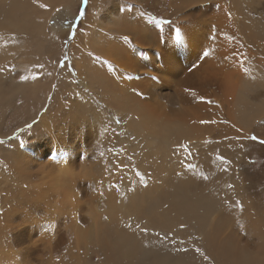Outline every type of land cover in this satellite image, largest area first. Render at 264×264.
Segmentation results:
<instances>
[{"label": "bare ground", "instance_id": "bare-ground-1", "mask_svg": "<svg viewBox=\"0 0 264 264\" xmlns=\"http://www.w3.org/2000/svg\"><path fill=\"white\" fill-rule=\"evenodd\" d=\"M147 1L169 25L127 16L122 24L99 26L92 5L83 24L94 21L71 40L78 44L71 75L67 63L57 69L56 46V37L77 23L68 13L69 0H0V130L4 123L12 130L33 119L57 75L63 93L52 100L62 97L68 105H52L66 122L54 135L79 127L88 134V144L94 136L88 118L93 117L100 139L99 153L91 151L94 163L81 168L79 162L76 171V162L69 159L68 165L63 157L50 168L40 165L33 144L22 141V131L0 147V157L12 161L8 174L13 177L8 182L4 178L7 185L0 189L18 198L20 193L19 206L28 196L33 199L38 179L47 173L49 188H57L59 198L63 195L58 199L62 206L55 208L59 215L63 211L60 225L72 226L74 243L84 255L93 252L98 257L82 264H264V198L238 186L233 168L238 154L231 140L225 146L219 138L222 147L203 142L218 114L230 126L239 125L241 133L248 131L253 117L264 115V100L258 104L250 98L264 86L259 76L264 66V0ZM58 14L66 19L60 22ZM119 34L129 38L127 44L118 40ZM53 59L50 83L39 73ZM25 68L29 74L19 78ZM46 82L48 90L39 96ZM20 103L23 112L18 113ZM50 111L29 130L35 143L50 138ZM216 152L230 161L218 159ZM1 170L0 175H6ZM39 173L41 178L33 179ZM88 189L96 191L87 200L98 210H91L90 221L81 217L85 225H75L81 204L77 195ZM4 197L7 201L10 195ZM9 208L1 212L7 223L0 226V242L15 251L0 248V264H21V247L12 245L21 243L13 227L26 218ZM184 237L190 239L187 245L181 242ZM196 244L203 260L191 250Z\"/></svg>", "mask_w": 264, "mask_h": 264}, {"label": "rangeland", "instance_id": "rangeland-1", "mask_svg": "<svg viewBox=\"0 0 264 264\" xmlns=\"http://www.w3.org/2000/svg\"><path fill=\"white\" fill-rule=\"evenodd\" d=\"M69 2L70 3H69V7H68V9H69L68 13H71L75 20L77 19V21H76L77 23L71 24V27H68V28L66 27L67 30H65L64 33H61L58 35V37H56V46L58 48V53H59V58H58L59 60L57 59L58 60L57 61V69L60 70L67 63V65H69L67 69L69 70L70 73H71V71H73L71 69V67H72L71 65H73V67H74V64H71V57H73V60H74V58H77V54H78V48H77L78 44H76L77 40H75L73 43H71V40L73 41V38L75 37L76 32H79L80 35H83V33L85 32L84 26L87 24V22H89L91 24L94 20H96L98 22L99 26L100 25L105 26L106 24H111V23H116L117 25H119V24H122L123 21H125V18L127 16H128V20H131L130 17L142 16V17L146 18L147 20L151 19L153 22H155L159 26L169 25L168 22H166L164 20L163 16L155 8H153V7L148 8V1L146 2V0H145V4H143L144 0L141 3L134 1V0H94V2H92V0H76V1L69 0ZM149 4H150V2H149ZM92 5H94L93 8H95L94 9L95 12H94V16H93V19L94 18L95 19L92 20L91 22L87 20L86 23L83 24V19L85 17L84 15H86L89 12V10L92 9ZM144 5L146 6V9H145ZM72 15H70V16H72ZM57 17L60 20V22L62 19H66V17L61 16L60 14H58ZM69 18L70 17H67L68 20H70ZM68 20H64V21H68ZM64 21H63V24L68 23V22H64ZM99 26L97 28L98 32H99V30L101 31ZM124 37L125 36L119 34L118 40L127 44L128 40L125 41ZM70 43H71V45H70ZM58 53H57V55H58ZM57 55L54 56V59L56 58ZM54 59L50 60V61H46L45 67H48V69H46V70L43 69L39 73L40 76L45 74L46 80L48 81L50 79V83H52V76H51L52 75V69H53L55 61H56V60L54 61ZM249 63H251V62H249ZM12 67H11L12 69H16L15 64H13ZM28 68L23 69L24 73H21L19 75V78H25L26 74H29L30 71H28ZM260 69H262V70L259 71V76L260 77L262 76L261 79H264V66H262ZM13 71H16V70H13ZM35 74L37 75V73H35ZM71 75H73V74L71 73ZM56 77H57V75H56ZM56 77H55V81L51 85V91L48 93V95L46 97L45 104L41 105V108H39V111L37 112V114L34 113L33 119H31L26 124H23L21 126H17L16 128H13L12 129L13 131L11 129H9L10 127L7 126L8 125L7 123H4L2 125L3 128L0 130V132H1L0 133V147H1V145H3L2 143H7L8 140L16 138L18 136V134H20L23 131V133H25V136L22 138V139H24L22 141L25 144H30V143L33 144V147L31 149L33 150L34 155L37 154L36 158H37V160H39L38 162L40 165H42V166L46 165L48 168H50L52 165H55V164L57 165L58 162H60V157L61 158L63 157L64 159H67L66 161H69V159H71V161L76 162L75 166L76 165L80 166V163H82L81 168H82V165L84 167L89 166V165L94 163L93 161L90 162L92 160L91 151L93 152V150H94V153L98 152V151H96L97 142H98V140H100V139H98L99 135H96L97 133H99L98 129H97L98 125L96 123H94L95 120L93 119V117L88 118V121H93L91 123V126H89L91 128V130H89V132L90 131H91L90 133L94 132L93 133L94 136L92 135L91 141L88 144H87V137H86L88 134H86V132L84 130H81V128H79V127H77V130L68 127L63 132L64 134L61 133V134H57V136L54 135L55 128L58 126L66 125V122H65L64 118H62L61 116L58 115L59 110L56 113L54 112V107L52 105H55L57 103H59L61 105L63 104L62 107L68 105V104H65L66 100H68V99L65 100V98H62V97L57 99L56 101L52 100L53 97L56 99L57 94L63 93V92H61V90H58V88H57L58 85H57ZM260 87H259L260 89H256L258 91V93L255 91H254V93L253 92L250 93L251 100H253V101H254V99L257 100L258 104H260L264 100V97H263L264 96V86H260ZM262 87H263V89H262ZM47 90H48V87H47V82H46L45 85L43 86V88L40 90L39 96H42V97L45 96ZM260 96L263 98L258 100ZM64 100H65V102H64ZM40 103L41 102L39 100L36 101V103H34V105H33V108L36 107L37 105H39ZM48 104H50L49 107H48ZM18 108H17L18 113H21V111L23 112V110H21L22 109L21 103L18 105ZM46 109L51 110L49 112V120H50L49 129H51V130L49 131V134H48L50 136V138L44 137L35 143V141H37V140L32 135H29V133H31V132H29V130H31V126L33 127V125H35L38 122L40 116L46 112ZM112 112H114V111H112ZM114 116H119V115L116 114ZM9 121H12V120L10 119ZM12 124L13 123H11V125ZM93 124H94V126H93ZM212 124H215L214 130L203 142H205V143L207 142L206 144H209V143H212L214 141L218 147H222L223 144L221 143V140L219 138H222L224 140V145L227 141L231 140L232 147L235 150V152L238 154L236 166L233 167L234 168V174L238 178V186L241 187V189L244 188L247 191H250L249 189H251V191L255 192L256 194L258 193L257 195L260 197L259 199L264 198V115H259L257 117H253L252 121L250 122V124L248 126V131L246 130V131H244V133H241V127L239 125L231 124L232 126H230L227 118L223 117L221 114H218V117L214 120V122H212ZM88 125H89V122H88ZM223 127L229 128L231 130V132L235 131L236 134H230V135L226 134L225 129H223ZM9 130H11L10 133H8ZM6 133H8V134H6ZM5 134H6V136H5ZM60 135L63 136V138ZM75 135L77 138L75 137ZM3 136H4V138H3ZM78 136H79V138H78ZM80 137H81V139H80ZM96 137H98V138H96ZM253 137H255V139H253ZM91 142H93V143H91ZM241 142H242V145H241ZM90 144H92V145L90 146ZM238 144H239V147H238ZM89 146L92 148H90ZM235 146L238 148H236ZM86 147H88V148H86ZM82 149L83 150L86 149V150L82 151ZM236 149H237V151H240L241 153L240 152L238 153L236 151ZM216 155H217V158L222 160V161H225V162L230 161V159L227 156L226 157L221 156L219 152H216ZM0 159H3V157H0ZM3 160L4 161H3L2 165H0V168L2 166V170L1 169L0 170H1L2 174H6V175H2V176L0 175V185H2V187H5L7 185L8 181L13 180V177L11 179V177L8 174L9 165L12 161L8 158L3 159ZM41 161L43 164H41ZM51 163H53V164L51 165ZM67 163H68V165L72 164V163H70V161ZM77 166L74 167V169L76 171H77ZM72 167H73V165H72ZM32 169L35 171L34 167H32ZM10 174H12V173H10ZM42 174H43V176L39 173V174H37V176H35V178H33V179H36V178L38 179V177H40V175L43 177V179L40 177L41 180L38 179V182L40 184L36 188L37 191L33 192V194L34 193L36 194V195L34 194L35 198H34L33 194H32L33 199L31 198V195L28 196L30 198L29 200L31 202L25 198L24 201L27 200V203L24 201L23 202L26 204H24L22 202L23 204H19V206H18V203H19L18 200L21 199L20 193L17 194V192H15L19 196V198H18V197H15V195L9 194V192H7V191L6 192L4 191V194H3V192L0 189V191H1L0 196H2L0 198V206H2V208L0 207V216L2 215L3 211L6 210L5 208L8 209L10 207L9 208L10 211L14 210L12 213L16 212V209H17L16 215L17 216L20 215L21 217L24 216V218H26L25 221L23 218H19V220H17V222L15 221L14 224L17 225V223L19 224L22 221H23V223L19 226L13 227V234L15 236H17V238L21 242L20 245H18L16 242H14L12 244L15 247L16 246H18L19 248L21 247L20 248L21 251H18V253H17V258L20 259L19 262L21 264H31V263H33V264H52V263L58 264L60 262L63 264H82L83 263L82 261L89 260L88 257L91 259L90 260L91 263L95 262L96 260H98L97 255H95L93 252H89V254L84 255L82 249L78 248L75 245V243H74L75 235L72 231V226L70 228L69 227L67 228V227H63L62 225H60V224H63L62 223L63 216H60V215H63V211L60 212L61 210H59V213H61L59 215L58 211H56V209L58 210L60 205L62 206L61 201H59L58 199L62 200L61 198H63L62 197L63 195L61 196V198H59V196L62 193L59 192L58 190H57L58 191L57 192L55 190L57 188H55V189L51 188L50 189L49 187H50V185H52V182L50 181L51 178L46 177L47 173L46 174L42 173ZM44 175H45V177H44ZM48 175L51 176V174H48ZM8 176L10 179H8ZM4 178H6L5 180L7 182L4 180ZM49 178H50V180H49ZM45 180L47 182L49 180L50 181L49 184H46ZM230 184H233V182H230ZM243 184H245V185H243ZM4 190H5V188H4ZM26 191H29V190L27 189ZM86 191H83L80 194L78 193V195H77L78 201H81V204H80L81 210H82V204L83 203L84 204H83L82 212L80 214L78 213V212H80V208L76 212L75 221L73 223L75 225H79V226L85 225L82 223L81 217L85 221H90L91 220V217H90L91 210L92 209L93 210L95 209L96 211L98 210V209H96L98 206L96 203L91 204L87 200V199H89V195L92 196V194L96 193V191H94V189H88ZM5 194H6V196L7 195H10V197L12 196L13 199H12V197L11 198L7 197L8 199L6 201V199L4 197ZM53 197H55V198H53ZM15 198H16V200L14 201ZM101 198L104 199L105 194H101ZM2 199H4L6 202L3 201L4 203H2ZM11 200L14 202H12ZM85 201H87V202H85ZM10 202H12V203H10ZM14 203L15 204L17 203L16 205L18 206L19 209L16 207V205H15L16 209H14V206H13V209H11L12 205H14ZM35 203H36V205H35ZM28 204H29V206H28ZM58 204H60V205H58ZM24 206H26V208ZM93 207H95V208H93ZM88 212H89V214H88ZM86 213H87V215H86ZM53 215L57 219H55V217ZM1 217H0V226L7 223ZM58 219H59V221H58ZM68 223L70 224V222H68ZM57 234H59V236L56 238ZM10 236H12V235H10ZM29 238H30V240H29ZM189 240H186V237H184L181 240V242L183 245H187ZM199 241L200 240H198L197 242H199ZM0 248H4V249L8 250L9 252L15 251L14 249L6 247L5 244H2V242H0ZM183 248H186V247L182 246L181 249H183ZM197 248L198 247L196 244V245L192 246L191 250L193 253H195V255L197 256V259L203 260L204 256L201 258L202 254H201L200 250H197ZM198 251H199V254H198ZM67 253H68V255H67ZM197 263L201 264V261H198ZM204 263L208 264V262H204Z\"/></svg>", "mask_w": 264, "mask_h": 264}, {"label": "snow or ice", "instance_id": "snow-or-ice-1", "mask_svg": "<svg viewBox=\"0 0 264 264\" xmlns=\"http://www.w3.org/2000/svg\"><path fill=\"white\" fill-rule=\"evenodd\" d=\"M124 40L127 41L128 37H124ZM205 55H207V53H205ZM253 139H255V137H253Z\"/></svg>", "mask_w": 264, "mask_h": 264}]
</instances>
